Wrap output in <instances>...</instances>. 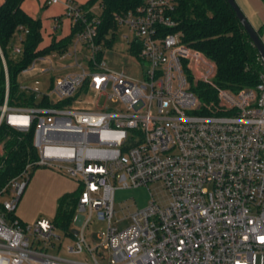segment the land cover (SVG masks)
Returning a JSON list of instances; mask_svg holds the SVG:
<instances>
[{
  "label": "built area",
  "instance_id": "2783aa9c",
  "mask_svg": "<svg viewBox=\"0 0 264 264\" xmlns=\"http://www.w3.org/2000/svg\"><path fill=\"white\" fill-rule=\"evenodd\" d=\"M172 10V0H142L115 14V28L98 37L99 17H84L65 0L73 36L53 55L69 59L75 71L52 79L48 94L21 87L33 97L29 106L7 103L5 77L0 124L23 133L32 127L36 158L0 187V264H264V73L252 87L219 86L214 63L181 42ZM121 27L124 51L115 53L134 63L136 75L107 65ZM25 33L17 26L13 54ZM199 84L212 90V99L200 100L192 88ZM34 167L77 182L76 228L66 251H85L90 259L35 247L59 239L54 225L44 218L26 225L14 215ZM156 183L164 202L149 192L147 205L126 216V227L111 225L117 188ZM92 219L106 223L101 244L87 240Z\"/></svg>",
  "mask_w": 264,
  "mask_h": 264
},
{
  "label": "trees",
  "instance_id": "16d2710c",
  "mask_svg": "<svg viewBox=\"0 0 264 264\" xmlns=\"http://www.w3.org/2000/svg\"><path fill=\"white\" fill-rule=\"evenodd\" d=\"M142 0H87L79 5L84 17H99L98 37H102L108 28H115L112 19L115 14H124L133 10ZM21 0H0V53L7 73V103L16 106L34 104L31 94H27L16 83V75L25 70L38 57L50 53L63 52L71 42L73 29L69 36L52 41L38 49L41 41L40 23L32 19L20 8ZM97 5L99 12H91ZM171 16L177 21L175 31L180 33L181 42L201 51L215 65L214 81L224 88L237 90L254 86L263 71L254 46L239 24L233 10L226 0H172ZM26 29L21 42V51L9 53L12 36L17 26ZM257 29V34L260 33ZM110 45V41L106 42ZM200 100L213 98L212 90L205 85L192 87ZM5 89V76L0 55V104ZM41 104H45L42 101ZM33 128L27 132H17L0 124V142L4 153L0 156V187L7 180L18 174L24 165L36 158L32 146ZM77 191L63 194L57 201L56 212L51 221L55 229L67 233V228L74 214Z\"/></svg>",
  "mask_w": 264,
  "mask_h": 264
},
{
  "label": "rangeland",
  "instance_id": "374dc122",
  "mask_svg": "<svg viewBox=\"0 0 264 264\" xmlns=\"http://www.w3.org/2000/svg\"><path fill=\"white\" fill-rule=\"evenodd\" d=\"M243 16L248 17H260L261 31L258 34L261 43L264 46V0H234ZM91 12L97 14L99 12L98 6L93 5ZM247 22L250 24L248 19ZM253 23V22H252ZM255 24V23H253ZM251 25V24H250ZM252 26V25H251ZM125 28L121 29L115 35V41L111 47L112 51H124L123 42L119 38L120 32H124ZM109 50L107 55V65L114 70H124L129 74L136 75V68L134 63L122 54L112 53ZM13 58V53H9ZM50 60V62L48 61ZM35 67H27L25 70H21L16 75L17 85L25 88L37 90L40 93L48 94L50 80L55 77L62 76L70 71H75V68L69 67L70 60L58 59L54 56H46L45 60H35ZM46 67L50 69L46 72L40 71V67ZM68 66V67H67ZM87 94V93H86ZM92 95L89 93L83 100H90ZM49 99L54 100L55 95H51ZM82 103H75L73 107H82ZM77 190V182L65 177L59 171L48 167H34L28 171L27 184L21 193L15 206L14 215L24 224L32 225L35 220L44 218L52 220L57 207V201L63 194H73ZM149 192L152 197L158 202L162 203L166 199V193L160 187L159 184H150L147 187H137L131 189H116L113 194V211L114 214L111 219V225L117 229H122L129 224V219L126 217L128 213L135 209L144 208L150 200ZM6 197V196H4ZM76 228V224L71 221L67 228V233H72ZM106 229V223L104 221H97L92 219L86 228V237L90 245L101 244V237ZM54 235L59 236L58 240L50 239L46 244L43 242L34 243L35 247H38L48 254L55 255L65 259L83 260L90 259L88 253L83 251L81 254H69L66 249L72 244V238L64 235V232L59 229L54 230ZM105 253L106 262L109 258L108 252L105 249H101ZM97 258V256H96ZM99 260V259H98Z\"/></svg>",
  "mask_w": 264,
  "mask_h": 264
},
{
  "label": "crops",
  "instance_id": "0c3cea01",
  "mask_svg": "<svg viewBox=\"0 0 264 264\" xmlns=\"http://www.w3.org/2000/svg\"><path fill=\"white\" fill-rule=\"evenodd\" d=\"M47 0H21L20 8L22 11L31 17L32 19H38L40 23V36L41 41L39 42L37 48L41 49L47 46L52 41L60 40L66 36H69L71 33V21L64 14V2L65 0H58L56 3H46ZM78 5L84 4L87 0H70ZM248 21L252 27L257 30H261V26L258 25L261 22L260 17H249V14H246ZM255 24H253V23ZM56 24V27L53 26ZM120 51V50H119ZM115 51L113 52V54ZM117 54V53H116ZM50 56L57 57L53 53L48 54ZM45 55L43 57H38L35 60H45ZM34 60V62H35ZM50 62V60H48ZM35 67V63L33 68ZM49 70V68L40 67V71ZM44 72V71H43ZM51 81V80H50ZM131 189V188H130Z\"/></svg>",
  "mask_w": 264,
  "mask_h": 264
},
{
  "label": "water",
  "instance_id": "95a60500",
  "mask_svg": "<svg viewBox=\"0 0 264 264\" xmlns=\"http://www.w3.org/2000/svg\"><path fill=\"white\" fill-rule=\"evenodd\" d=\"M226 2L233 10L239 24L243 28L244 32L247 34L251 44L254 46L264 73V46L261 43V40L256 30L247 22L246 18L243 16L242 12L239 10L234 0H226ZM3 71H4V76L7 78L6 68L4 66H3Z\"/></svg>",
  "mask_w": 264,
  "mask_h": 264
}]
</instances>
